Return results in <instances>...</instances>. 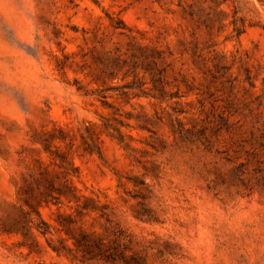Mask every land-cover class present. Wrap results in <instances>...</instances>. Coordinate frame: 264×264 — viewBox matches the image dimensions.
Masks as SVG:
<instances>
[{"label": "rangeland", "instance_id": "rangeland-1", "mask_svg": "<svg viewBox=\"0 0 264 264\" xmlns=\"http://www.w3.org/2000/svg\"><path fill=\"white\" fill-rule=\"evenodd\" d=\"M0 264H264V0H0Z\"/></svg>", "mask_w": 264, "mask_h": 264}]
</instances>
